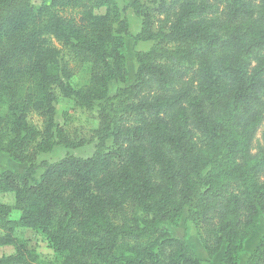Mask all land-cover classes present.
I'll list each match as a JSON object with an SVG mask.
<instances>
[{"label":"trees","instance_id":"trees-1","mask_svg":"<svg viewBox=\"0 0 264 264\" xmlns=\"http://www.w3.org/2000/svg\"><path fill=\"white\" fill-rule=\"evenodd\" d=\"M155 3L0 0V152L27 164L0 171L14 197L0 202V247L13 248L0 264H42L20 228L43 235L56 264H202L163 226L184 209L209 258L239 263L264 217V0ZM126 36L154 43L111 95L127 80ZM58 95L97 106L95 150L36 164L58 142H87L57 126ZM245 264H264V236Z\"/></svg>","mask_w":264,"mask_h":264},{"label":"rangeland","instance_id":"rangeland-1","mask_svg":"<svg viewBox=\"0 0 264 264\" xmlns=\"http://www.w3.org/2000/svg\"><path fill=\"white\" fill-rule=\"evenodd\" d=\"M132 0H116L118 6L121 8L125 4L130 3ZM34 5H39L41 0H32ZM144 6L153 7L156 3L155 0H141ZM96 12L103 13L104 9H98ZM125 16L129 23L130 35H134L141 28V17L137 15L132 8H128L125 11ZM154 20L161 18L156 12L153 13ZM153 41L140 40L137 43L134 42L131 36L124 38L123 52L125 55V66L127 68V80L125 83L111 81L109 87V93L112 95L115 91L123 86L130 84L134 80L135 70L137 62L135 60V51H147L153 45ZM75 75L72 79V84L79 86L85 83L88 79V75L85 70L79 68L75 69ZM55 106V122L58 127H61L68 136L74 140L80 138L89 140L92 136V130L97 127V106L92 109L79 107L73 104L71 98L58 95L57 100L54 102ZM32 121L40 124L39 119L36 116H32ZM258 139V140H257ZM260 139V134L257 135L253 145L255 148ZM96 140L87 141L82 145H76L74 147H66L62 143L58 142L54 147L45 152H40L36 157V164H39L42 160L48 162H54L62 158L65 154H72L78 157H88L92 155L95 150ZM109 144V143H108ZM27 167L26 163H17L13 161L7 153L0 152V171L12 170L14 172H23ZM42 170H37L35 177L38 178ZM14 197L12 193L0 194V202L11 204L13 203ZM164 227H167L171 234L178 238H183L188 247L199 257L201 256L202 264H219L223 254V249L218 252L214 257L209 258L205 250L202 247L198 236L196 235L195 229L191 221L187 220V211L183 210L177 224H171L170 222L163 223ZM253 240L251 241V248L254 249L256 244L264 236V217H260L256 228L252 232ZM16 236L24 238L27 241V245L34 249L39 256L42 264H56L54 249L48 240L41 234L36 233L29 229H18ZM253 251V250H252ZM251 251V252H252ZM250 252V253H251ZM13 253L11 246L0 247V256L9 255ZM243 252L242 254H244ZM247 254L241 255V259L238 264H245ZM246 258V259H245Z\"/></svg>","mask_w":264,"mask_h":264},{"label":"crops","instance_id":"crops-1","mask_svg":"<svg viewBox=\"0 0 264 264\" xmlns=\"http://www.w3.org/2000/svg\"><path fill=\"white\" fill-rule=\"evenodd\" d=\"M253 240V234H251L250 236H248V238L245 240L244 242V254H247V256L250 254V252L253 250L252 247L251 248V241ZM242 254V256L244 255ZM201 258V256H199ZM247 258V257H246ZM245 258V259H246ZM241 259V258H240Z\"/></svg>","mask_w":264,"mask_h":264}]
</instances>
